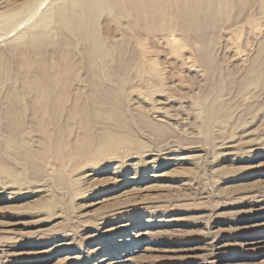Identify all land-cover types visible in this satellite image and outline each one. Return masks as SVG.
I'll use <instances>...</instances> for the list:
<instances>
[{"label": "rangeland", "instance_id": "1", "mask_svg": "<svg viewBox=\"0 0 264 264\" xmlns=\"http://www.w3.org/2000/svg\"><path fill=\"white\" fill-rule=\"evenodd\" d=\"M60 3L0 0V16L17 11L20 21L28 18L11 34L19 22L4 27L0 21V59L5 51L14 55L9 79L0 83L4 93L19 89L25 76L30 80L36 66L58 70L62 51L75 48L59 29L50 24L47 30L45 13ZM224 5L218 4L221 19L212 33L213 75L197 60L185 65L198 44L176 52L178 31L171 44L158 34L133 40L138 60L155 58L151 64L162 68L161 83L151 92L136 72L131 85L108 81L122 92L138 140L120 146L114 162L89 166L74 151L53 148L30 165L10 151L9 163L21 174L17 185L0 176V264H264V75L259 85L239 86L264 42V14H257L254 34ZM114 27L106 14L99 18L100 33L118 38ZM28 36L42 41L46 57L35 51L24 64L23 52L35 49ZM205 98L223 103L224 122L208 121L200 103ZM158 108L167 117H154ZM140 115H148L153 128ZM72 129L68 135L76 141L81 129ZM37 132L24 136L37 138ZM36 165L41 172L32 169ZM72 180L74 191L65 184Z\"/></svg>", "mask_w": 264, "mask_h": 264}, {"label": "bare ground", "instance_id": "2", "mask_svg": "<svg viewBox=\"0 0 264 264\" xmlns=\"http://www.w3.org/2000/svg\"><path fill=\"white\" fill-rule=\"evenodd\" d=\"M220 2L225 3L223 8L236 10L235 19L243 25L247 24L248 30H253L255 34L258 29H254L253 25L257 14H264V0H61V3L54 6L51 12L47 11L45 13L48 17L47 30L51 25L53 28L59 29L68 36L64 41L69 46L72 42L75 43V45L73 44L75 48L72 46L74 50L62 51L58 70L57 66L55 68L54 66H50L51 68L36 66L33 71L28 73V76H32V78L29 80V77L25 76L27 79L22 81L19 89L14 88L6 93L0 90V98L2 97L0 99L2 100L0 103V176L7 175L8 179H11V182H15V184L20 181L21 173L11 165L12 163H9L11 161L7 158L10 151L23 159L22 161L35 165L36 159H42L48 153L49 155L54 153L53 148H57L58 151L62 150L61 152L69 149L79 156L80 161H84L89 166L98 165L101 161L102 165L106 166L115 161L113 157L118 153L120 146L129 148V146L137 144L136 132L131 129L132 127L130 128L129 117L127 118L128 114H126L124 101L121 97L122 92L109 83H115V80H118L121 84L131 85L132 73L136 72L147 79L146 87L152 92L161 83L162 68L151 64L150 61H154L155 58L149 61L147 58L138 60L139 55L133 47V40L139 39L140 41L143 40V37L150 39L158 34L159 37L156 38L166 42V45L178 41L175 33L178 31L181 41L175 49L176 52L180 46L190 47L189 45L198 44V48L195 49L196 54L195 50L192 51L195 55L189 54L190 56L186 57V61L187 59L188 61L185 62V65H191L197 60L202 68L204 67L213 75L217 65H215L213 55L212 33L215 34L219 27L221 12L218 9V4ZM16 12L10 14L11 16L7 14L6 17L0 16L1 24L4 27H11L15 19V23L19 22L16 27L14 26L15 29L9 31L10 34L28 19L20 21L22 17ZM105 14L109 17L110 23L116 26L113 29L119 33L118 38L99 32V18L105 17ZM109 29L111 30V28ZM9 33L7 32V34ZM21 36H18L19 40L16 41H20ZM25 37L27 36L25 35ZM28 38L32 39L29 42L34 44L33 48L35 49L23 52L22 62L24 64L30 63L29 60L35 51L46 57V54L41 52L38 47L42 41L33 36H28ZM256 50L257 53L252 58L250 57V64L245 68V75H242L244 79L239 82V86L242 88L250 83L259 85L261 76L264 75V42H261ZM6 53H8L6 57L3 56L0 59V83L9 79L7 78L10 75L8 67L14 60V55H11L9 51H5L2 55ZM143 54L147 56L145 51ZM77 58H80L81 62ZM104 67L108 68L105 72H103ZM77 69L84 70L83 78L80 76L82 71H80L81 74L76 73ZM102 73H104L107 83L100 77ZM74 83L77 87H75L76 85L73 87ZM118 87L120 86L118 85ZM239 91L241 90L239 89ZM208 101L209 99L206 98L200 101L204 106L206 118L208 121L213 118L221 121L219 116L224 108L223 103H212V101L208 103ZM159 109L156 112L154 110L156 113V115L154 113V117H167L164 113L159 112ZM146 116H141L140 118L143 119L141 121L146 126L153 128ZM112 120L116 122L118 120L119 125L113 127ZM159 121L163 120L159 119ZM71 127L81 129L80 136L76 141L69 138L68 133H70ZM33 131H39L37 138L40 139H28L24 136L25 133ZM13 152L10 155H14ZM38 167L36 165L32 169L41 172L42 169ZM74 183L75 180L65 182L71 189L74 188Z\"/></svg>", "mask_w": 264, "mask_h": 264}]
</instances>
